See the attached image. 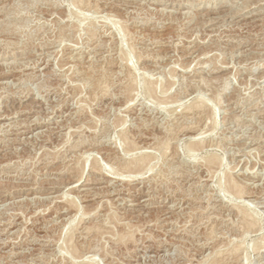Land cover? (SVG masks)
Listing matches in <instances>:
<instances>
[{"label": "rangeland", "instance_id": "374dc122", "mask_svg": "<svg viewBox=\"0 0 264 264\" xmlns=\"http://www.w3.org/2000/svg\"><path fill=\"white\" fill-rule=\"evenodd\" d=\"M76 1L0 0V264H207L213 252L224 264H264V0ZM144 79L176 101L160 107ZM95 80L106 92L93 93ZM195 99L203 107L194 137L174 117ZM120 132L138 154H124ZM166 136L177 172L151 180L164 162L146 142ZM113 150L149 151L153 170L110 173ZM212 154L221 162L206 166ZM228 176L244 188L240 199L224 191ZM235 206L248 210L253 231ZM92 221L104 231L83 234ZM119 229L134 239L115 243Z\"/></svg>", "mask_w": 264, "mask_h": 264}, {"label": "bare ground", "instance_id": "6f19581e", "mask_svg": "<svg viewBox=\"0 0 264 264\" xmlns=\"http://www.w3.org/2000/svg\"><path fill=\"white\" fill-rule=\"evenodd\" d=\"M72 1V0H71ZM85 2H90V1H88V0H84ZM78 2V4L80 3L81 4V0H77L76 1V3ZM75 3V4H76ZM86 3V4H87ZM91 3V2H90ZM90 3H88V4H90ZM92 4V3H91ZM90 4V5H91ZM73 5V4H72ZM82 5V4H81ZM83 5H84V2H83ZM94 5V4H93ZM92 6V5H91ZM83 7H85V6H83ZM87 7V6H86ZM89 7V6H88ZM92 7H95V6H92ZM91 9V8H90ZM88 10H89V8H88ZM244 10V9H243ZM263 11V10H262ZM241 12V11H240ZM253 15V14H252ZM229 17V16H228ZM14 18V17H13ZM208 21V20H207ZM206 21V22H207ZM9 22H10V20H9ZM205 23V22H204ZM12 24V23H11ZM61 24V23H60ZM92 24V23H91ZM90 24V25H91ZM95 24V23H94ZM70 25V24H69ZM58 29V28H57ZM123 31H124V29L123 28H121ZM6 30H8V28L6 29ZM11 31V30H10ZM87 31V34H89V36H91V35H93V28L92 27H88V29L86 30ZM8 32H9V30H8ZM122 32V31H121ZM125 32V31H124ZM68 33V32H67ZM70 33V32H69ZM125 34V33H124ZM123 34V35H124ZM75 36V35H74ZM62 38H64V36H62ZM261 38V37H260ZM59 39V38H58ZM264 39V38H263ZM93 40H95V39H93ZM62 41V40H61ZM109 41V40H108ZM93 42V41H92ZM190 42V41H189ZM61 43V42H60ZM91 43V42H90ZM48 44V43H47ZM74 44V43H73ZM84 44V43H83ZM58 45V44H57ZM56 45V46H57ZM91 45V44H90ZM200 45V44H199ZM67 46V45H66ZM187 46V45H186ZM60 47V46H59ZM69 47V46H68ZM91 47H93V46H91ZM148 48V47H147ZM187 48V47H186ZM101 49V48H100ZM67 50V49H66ZM71 51V52H70ZM70 53H73V51L70 49ZM47 52H49V51H47ZM46 52V53H47ZM50 53V52H49ZM67 53H68V51H67ZM69 53V54H70ZM155 53V52H154ZM51 54V53H50ZM54 54V53H53ZM62 54V53H61ZM96 54V53H95ZM186 54V53H185ZM48 55V54H47ZM67 55V54H66ZM106 55V54H105ZM118 55V54H117ZM199 55V54H198ZM34 56V55H33ZM122 56H124V55H122ZM127 56V55H126ZM146 56V55H145ZM125 57V56H124ZM147 57V56H146ZM139 58V57H138ZM137 58V59H138ZM155 59H156V57H154ZM123 59V58H122ZM127 59H129V58H127ZM146 59V58H145ZM148 59V58H147ZM163 59V58H162ZM198 59H200V58H198ZM27 60V59H26ZM66 60V59H65ZM123 61V60H122ZM121 61V62H122ZM130 62V61H129ZM156 62V61H155ZM206 62V61H205ZM264 62V61H263ZM25 63H26V61H25ZM204 63V62H203ZM202 63V64H203ZM15 64V63H14ZM37 64V63H36ZM46 65V64H45ZM186 65V64H185ZM178 67H179V65H177ZM202 66V65H201ZM46 67V66H45ZM171 67H173V66H171ZM174 67H176V66H174ZM183 67V68H182ZM182 69H180L181 71H183V72H185L187 69L184 67V65H182ZM187 67H189V66H187ZM42 68V67H41ZM87 68V67H86ZM95 68V67H94ZM163 68V67H162ZM191 68V67H190ZM195 68V67H194ZM159 69V68H158ZM167 70V69H166ZM120 71V70H119ZM215 71V70H214ZM52 72V71H51ZM127 73L125 74V79L124 80H126L125 82V86H123L124 88V90H123V92L125 93V96L129 93H131L130 92V90H131V88H133V85H134V83H135V76L133 75V73H131L129 70L128 71H126ZM163 73V72H162ZM170 73V72H169ZM152 74V73H151ZM149 75V74H148ZM155 76V75H154ZM176 76V75H175ZM183 76V75H182ZM173 77V76H172ZM261 77V76H260ZM93 78V77H92ZM158 78V77H157ZM162 78V77H161ZM41 79V78H40ZM93 79H95V78H93ZM93 79H91V80H93ZM97 79V78H96ZM100 79V78H99ZM102 79V78H101ZM100 79V80H101ZM160 79V78H159ZM173 79H174V77H173ZM256 79V78H255ZM98 80V79H97ZM145 81L144 82H142V83H144V90H145V93L149 96V97H152L159 105H160V107H161V105L163 104H165L166 102H168V96H169V94H168V96H167V94H166V96H157V95H159L160 94V92H159V94H157L156 93V91H157V89H159L160 88V86L158 85V83H156V82H152V81H149V80H147V79H144ZM153 80H154V78H153ZM83 81V80H82ZM90 81V80H89ZM99 81V80H98ZM98 81H94V82H91V87H93V89L95 88V90H98L97 92L95 91H93V93H95V94H102V92H104L105 90H106V87L107 86H104L103 84H100ZM157 81V80H156ZM165 81V80H164ZM168 81V80H167ZM183 81V80H182ZM261 81V80H260ZM86 82V81H85ZM137 82V81H136ZM157 82H159V81H157ZM102 83H104V82H102ZM117 83V82H116ZM161 83V82H160ZM166 83V82H165ZM106 84V83H105ZM137 84V83H136ZM183 84V83H182ZM263 84V83H262ZM84 85V84H83ZM101 85H103V86H101ZM167 86V85H166ZM256 86V85H255ZM30 87V86H29ZM122 88V87H121ZM136 88V87H135ZM162 89V91L161 92H166V93H168V91H166V90H168V88H165V87H161ZM166 90H165V89ZM77 89V88H76ZM130 89V90H129ZM137 89V88H136ZM135 89V90H136ZM99 91H101V93L99 92ZM160 91V90H159ZM106 92V91H105ZM180 92V91H179ZM80 93V92H79ZM109 93V92H108ZM128 94V97L130 96ZM133 94V93H132ZM164 94V93H163ZM177 94V93H176ZM175 94V95H176ZM190 95V94H189ZM177 96V95H176ZM181 96V95H180ZM121 97V96H120ZM169 97H171V96H169ZM168 98V99H167ZM172 98V97H171ZM174 98V97H173ZM172 98V99H173ZM177 98H178V96H177ZM96 99V98H95ZM129 99V98H128ZM174 100H175V98H174ZM196 100V99H195ZM200 100H202L201 98H200ZM254 100V99H253ZM131 101V100H130ZM142 101V100H141ZM143 101H144V99H143ZM169 101H170V99H169ZM176 101V100H175ZM177 101H179V100H177ZM149 103V102H148ZM172 103V102H171ZM191 104H189V105H186L185 106V108L183 109V111H181V113L179 114H175V117H174V119H179V118H181V119H183L184 120V126H182L181 125V130L180 131H182V130H184L185 132H187V133H190V134H195L194 135V137L196 136V133H197V128L196 127H194L193 126V121L194 120H197L196 122L198 123H200V116H201V113H202V111H201V109H202V107H203V104L201 103V102H199V101H194V102H190ZM143 105V104H142ZM167 105V104H166ZM168 105H169V103H168ZM236 105V104H235ZM146 107V106H145ZM169 108V107H168ZM259 108V107H258ZM220 110V109H219ZM154 111V110H153ZM213 111V110H212ZM178 112V111H177ZM250 113V112H249ZM261 113V112H260ZM254 114V113H253ZM4 116V115H3ZM215 116H216V113L215 112H211V119H212V123H213V125L216 123L215 122ZM200 117V118H199ZM204 117V116H203ZM236 117V116H235ZM88 118V117H87ZM207 118V117H206ZM202 119V118H201ZM210 119V118H209ZM234 119V118H233ZM165 121H167V120H165ZM207 121V120H206ZM196 122H195V124H196ZM202 122V121H201ZM225 122V121H224ZM150 123V122H149ZM198 123V124H199ZM138 124V123H137ZM161 124V123H160ZM168 124V123H167ZM198 124H196V126L198 125ZM220 124V123H219ZM236 124V123H235ZM6 125V124H5ZM77 126V125H76ZM113 126H115V125H113ZM204 126V125H203ZM5 127V126H4ZM180 127V126H179ZM79 128V127H78ZM117 128V127H116ZM203 128V127H202ZM212 129L214 128V127H211ZM248 128V127H247ZM80 129V128H79ZM168 129V128H167ZM226 129V128H225ZM175 130V129H174ZM227 131V130H226ZM173 132V131H172ZM200 132V131H199ZM198 132V133H199ZM197 133V134H198ZM203 133V132H202ZM66 134V133H65ZM82 134V133H81ZM168 134V133H167ZM186 134V133H185ZM204 134H205V132H204ZM102 135V134H101ZM119 140H120V142H122V146H123V152H124V154H128V153H130V152H132V153H134V154H138V153H135L134 151H136V149L138 148L136 145H135V143L130 139V137L131 136H129L128 135V133H125V132H120L119 134ZM172 135V134H171ZM183 136V135H182ZM192 136V135H191ZM199 136V135H198ZM197 136V137H198ZM169 137H171V136H169ZM169 137H162V138H157V139H149V141H147L145 144H146V149H148V150H151V151H153V152H155V153H157V154H159L161 157L160 158H162L163 159V162H164V166H163V168L161 169V167H160V169L153 175V177H152V179L151 180H153V179H165V178H167L168 176H170L171 174H168V173H171V171L172 170H174L175 169V167L173 166V164H172V160H173V155L175 154V152L173 153V152H169V149L171 150V144H170V138ZM194 137H192V138H194ZM82 138V137H81ZM240 138V137H239ZM196 139V138H195ZM253 139V138H252ZM264 139V138H263ZM101 140V139H100ZM174 140V139H173ZM172 140V141H173ZM198 140V139H197ZM192 141V142H190L189 143V145L187 146V150L189 151V152H193L195 149H197V147L201 144V141L200 140H198V141ZM215 140V139H214ZM226 140V139H225ZM87 141V140H86ZM249 141V140H248ZM257 141V140H256ZM110 142V141H109ZM253 142V141H252ZM99 143H101V142H99ZM115 143V142H114ZM247 143V142H246ZM86 146V145H85ZM97 146V145H96ZM119 146V145H118ZM117 146V147H118ZM140 147V146H139ZM143 147V146H142ZM200 147V146H199ZM228 147V146H227ZM240 147V146H239ZM81 148V147H80ZM119 148V147H118ZM144 148V147H143ZM254 148V147H253ZM75 149H77V148H75ZM114 149V148H113ZM251 149H252V147H251ZM116 150V149H115ZM174 150V149H173ZM142 151V150H141ZM140 151V152H141ZM197 151V150H196ZM257 151V150H256ZM237 152V151H236ZM248 152V151H247ZM252 152V151H251ZM89 153V152H88ZM77 154V153H76ZM79 154V153H78ZM177 155V154H176ZM188 155V154H187ZM216 155V154H215ZM72 156V155H71ZM107 158H109V162H110V165H107L106 164V166L108 167V168H111V169H109V170H113L115 173H113V171H111L110 173H112V174H116V175H118V176H131V177H134V176H138V175H142V174H144V173H146L148 170L150 171L153 167H151V163H152V161L154 160L153 158H155V156L152 154V153H150L149 151L148 152H142V153H140V155H134V156H132V157H130V158H127V157H125V156H123V155H121V154H117V152L115 153L114 152V150H113V152H108L107 153ZM154 156V157H153ZM212 156H213V154H212ZM69 157V156H68ZM218 157V156H217ZM79 158H80V156H79ZM79 158H77V159H79ZM219 158V157H218ZM218 158H215L214 156L213 157H210V155H209V157L206 159V161H205V165L207 166V165H213V163L214 162H217V160H219L220 161V159H218ZM76 159V160H77ZM234 159V158H233ZM216 160V161H215ZM218 161V162H219ZM221 162V161H220ZM256 162V161H255ZM108 163V162H107ZM198 163V162H197ZM161 164V163H160ZM192 164H194V163H192ZM216 164V163H215ZM222 164V163H221ZM71 166V165H70ZM73 166V165H72ZM92 169L91 170H96V172H97V170L99 171H101V166L99 165V163L96 161V159H93V161H92ZM188 166V165H187ZM203 166V165H202ZM65 167V166H64ZM104 167V166H103ZM106 167V168H107ZM190 167H191V165H190ZM193 167H194V169H196V172H197V170H199V169H201L200 167H199V165L198 164H194L193 165ZM204 168H205V166H203ZM107 168V169H108ZM207 168H209V167H207ZM104 169V168H103ZM211 169H213V168H211ZM109 170H107V171H109ZM153 170V169H152ZM187 170H188V168H187ZM207 170V169H206ZM252 170V169H251ZM189 171H190V169H189ZM209 171V170H208ZM95 172V171H94ZM173 172V171H172ZM176 172H177V170H176ZM175 171L173 172V173H176ZM185 172V171H184ZM247 172V171H246ZM148 173V172H147ZM172 173V176L174 175ZM183 173V172H182ZM185 173H187V172H185ZM192 173V172H191ZM190 173V174H191ZM208 173H210V172H208ZM75 174V173H74ZM188 174V173H187ZM193 174V173H192ZM211 174V173H210ZM231 174V173H230ZM176 175V174H175ZM264 175V174H263ZM147 176V175H146ZM203 176V175H202ZM130 177V178H131ZM175 177V176H174ZM171 178V177H170ZM180 178V177H179ZM207 178V177H206ZM226 178V177H225ZM227 178H229L228 180H227V183H226V190H224V191H227V193L229 194H231L232 196H235V197H239V199L241 198V197H243V195L246 193L245 191H244V188L242 187V186H240V184H237L236 182H235V180H233L232 179V177L230 178L229 176L227 177ZM175 179V178H174ZM183 179V178H182ZM240 180V179H239ZM141 181V180H140ZM243 181V180H242ZM190 182V181H189ZM238 182V181H237ZM223 183H225V182H223ZM161 184V183H160ZM182 184V183H181ZM191 185V184H190ZM263 185V184H262ZM98 186V185H97ZM205 186V185H204ZM260 186V185H259ZM72 187V186H71ZM96 187V186H95ZM195 187V186H194ZM224 187V186H223ZM188 188V187H187ZM221 188V187H220ZM84 189V188H83ZM166 189V188H165ZM85 190V189H84ZM83 190V191H84ZM87 190L88 189H86V191H85V193H84V197H86V198H93L94 196L92 195V194H90V193H87ZM219 190H221V189H219ZM174 191V190H173ZM180 191V190H179ZM252 192V191H251ZM67 193V192H66ZM116 193V192H115ZM184 193V192H183ZM261 193V192H260ZM185 194V193H184ZM254 194V193H253ZM64 196V195H63ZM184 196V195H183ZM247 196V195H246ZM61 197V196H60ZM80 197V196H79ZM190 197V196H189ZM96 198V197H95ZM120 198V197H119ZM121 199V198H120ZM123 199V198H122ZM106 200V199H105ZM199 200V199H198ZM62 201V200H61ZM180 201V200H179ZM176 204V203H175ZM65 206H67V210H69V211H74V214L76 213V214H78V212H79V207L78 206H76V203L73 201V200H69V201H66V205ZM170 206V205H169ZM231 206V205H230ZM249 206H251V205H249ZM232 207V206H231ZM105 208H107V207H105ZM160 208V207H159ZM193 208V207H192ZM235 208H236V213L238 214V216L240 217V221H241V224L246 228V230L247 229H251V231H253V228L255 227V220L248 214V210H246V208L245 209H243V208H240L239 206L237 207V206H235ZM234 208V209H235ZM95 209V208H94ZM100 209V208H99ZM229 209V208H228ZM232 209V208H231ZM150 210V209H149ZM107 212V211H106ZM191 212V211H190ZM205 212V211H204ZM108 213V212H107ZM183 214V213H182ZM96 215V214H95ZM146 216V215H145ZM190 216V215H189ZM214 216V215H213ZM104 215H103V221H104ZM100 218V217H99ZM204 218V217H203ZM202 218V219H203ZM97 220V219H96ZM204 220H206V219H204ZM237 220V219H236ZM79 221V220H78ZM102 221V220H101ZM64 222V221H63ZM114 222V221H113ZM90 223V222H89ZM87 224V225H85V226H83V228H82V233L83 234H85V235H88V234H90V233H98V232H100V230H101V232H102V230L104 231V229H103V227L101 226V224H103V223H101L100 224V222H98V221H92V223H90V224ZM105 223H107V222H105ZM56 224V223H55ZM174 224V223H173ZM207 224V223H206ZM106 225V224H105ZM122 225H123V223H122ZM107 226V225H106ZM110 226V225H109ZM115 226V225H114ZM133 227V226H132ZM209 227V226H208ZM115 228V227H114ZM122 228H124L123 226H122ZM211 228V227H210ZM128 229V228H127ZM182 229V228H181ZM240 229V228H239ZM68 230V229H67ZM119 230H121V229H119ZM46 231V230H45ZM65 231V230H64ZM132 230H130V232H131ZM71 232V231H70ZM129 232V230L127 231V230H121V231H116V239L117 240H115V243H116V241H121V243H123V242H125L127 239H130V236L132 235L131 233ZM214 232V231H213ZM248 232V231H247ZM256 232V231H255ZM105 232H103V234H104ZM107 233H109V231H107ZM79 234V233H78ZM81 234V233H80ZM110 234V233H109ZM166 234V233H165ZM100 235V234H99ZM68 236V235H67ZM94 236V235H93ZM103 236V235H102ZM63 237V236H62ZM66 237V236H65ZM71 237V236H70ZM132 237V236H131ZM203 237V236H202ZM133 238V237H132ZM70 239V238H69ZM110 239H111V237H110ZM134 239V238H133ZM210 239V238H209ZM261 239V238H260ZM65 240V239H64ZM68 239H66V241H67ZM124 240V241H123ZM60 241V240H59ZM70 241V240H69ZM109 241V240H108ZM123 241V242H122ZM48 242V241H47ZM1 243V242H0ZM63 243H64V241H63ZM199 243V242H198ZM221 243V242H220ZM66 244H69V243H66ZM75 244V243H74ZM120 244V243H119ZM256 244V243H255ZM62 245V244H61ZM122 245V244H121ZM226 245V244H225ZM237 245L238 244H236V246H233L231 249H229V253L230 254H237V252H240L239 250H237L239 247H237ZM240 245V244H239ZM238 245V246H239ZM60 246V245H59ZM68 246V245H67ZM79 246H81V245H79ZM123 246V245H122ZM7 247V246H6ZM218 247H220V246H218ZM241 247V246H240ZM60 248V247H59ZM68 248V247H67ZM203 248V247H202ZM229 248V247H228ZM262 248V247H261ZM70 249V250H69ZM68 250L69 251H71V253H72V255L74 254V255H76V248L73 246V245H71L70 246V248H69ZM96 249V248H95ZM216 249V248H215ZM263 249V248H262ZM218 250H221V249H218ZM218 250H215V251H218ZM259 250H260V247H259ZM222 251V250H221ZM224 251H226V250H224ZM257 252V254H258V250H257V247H256V245L254 246V252ZM14 252V251H13ZM62 252V251H61ZM67 252V251H66ZM212 252V251H211ZM223 252V251H222ZM227 252V253H228ZM36 253V252H35ZM53 253V252H52ZM111 253V252H110ZM219 253V252H218ZM224 253V252H223ZM226 253V252H225ZM224 253V254H225ZM69 254V253H68ZM85 255V254H84ZM37 256V255H36ZM71 256V255H70ZM86 256V255H85ZM222 256H223V254H222ZM222 256H220L221 258H223ZM229 256V255H228ZM231 257L233 256V255H230ZM207 257V256H206ZM221 258H219V257H217V255H216V252H213V254L208 258V262H207V264L209 263V264H224V262L222 261L223 259H221ZM234 258V257H233ZM246 258V257H245ZM75 259H76V256H75ZM90 259V258H89ZM226 259V258H225ZM235 259V258H234ZM236 260V259H235ZM230 261V260H229ZM65 262V261H64ZM226 262V261H225ZM237 262H238V257H237ZM262 262V261H261ZM71 263V262H70ZM73 263V262H72ZM236 263V262H235ZM66 264V263H65ZM84 264H97L94 260H90L89 262H87V263H84ZM231 264V263H230Z\"/></svg>", "mask_w": 264, "mask_h": 264}]
</instances>
